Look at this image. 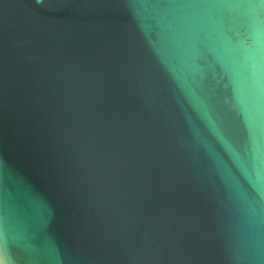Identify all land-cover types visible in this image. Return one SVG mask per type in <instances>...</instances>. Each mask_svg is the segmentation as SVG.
Instances as JSON below:
<instances>
[{"label": "water", "instance_id": "1", "mask_svg": "<svg viewBox=\"0 0 264 264\" xmlns=\"http://www.w3.org/2000/svg\"><path fill=\"white\" fill-rule=\"evenodd\" d=\"M0 262L264 264V0H0Z\"/></svg>", "mask_w": 264, "mask_h": 264}, {"label": "clouds", "instance_id": "2", "mask_svg": "<svg viewBox=\"0 0 264 264\" xmlns=\"http://www.w3.org/2000/svg\"><path fill=\"white\" fill-rule=\"evenodd\" d=\"M0 264H6V262H0Z\"/></svg>", "mask_w": 264, "mask_h": 264}]
</instances>
